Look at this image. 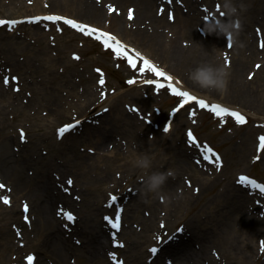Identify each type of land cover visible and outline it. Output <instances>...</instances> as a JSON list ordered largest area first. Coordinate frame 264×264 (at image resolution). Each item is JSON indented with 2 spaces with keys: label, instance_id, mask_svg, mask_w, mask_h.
I'll use <instances>...</instances> for the list:
<instances>
[{
  "label": "bare ground",
  "instance_id": "obj_1",
  "mask_svg": "<svg viewBox=\"0 0 264 264\" xmlns=\"http://www.w3.org/2000/svg\"><path fill=\"white\" fill-rule=\"evenodd\" d=\"M184 1L187 3V0ZM188 1L192 5V7H189L190 9L189 13H194V15L197 16V13H195L194 2L192 0H188ZM64 3H70L71 5L78 7L76 11L85 14L89 16L93 21L98 22V24H100V25L96 24L98 26H101L102 20L105 18V16L107 17V19L110 17L109 18L110 27H112L113 29L111 31H114L116 33L118 32L123 34L124 32H126L125 29L130 30L125 26H129V25L134 26L137 24L138 30L136 31L130 30V31H132L133 34L139 38V40H140L139 35L142 36L145 39L146 46L148 47V49H153L159 52L165 58L171 59L173 61L178 60V62L175 61L174 62L181 71L189 67H191L192 69L193 66H196V64L202 60H208L212 63H221L220 61H222L217 58V54L219 52H222V50L224 49L223 35L214 34L213 37L210 36V38L205 39L204 36L202 35L198 36L197 34H195L191 30V21L194 20V17L185 15L184 12H181L182 7H177L176 15L178 16V19L173 28H175V31L176 29L178 30V32H175L176 35L179 34V36L188 37L187 39L188 41H186L185 43L187 47L181 45V42L178 45V41H173L172 43L166 44L164 39L158 38L159 36L162 37V34H164L162 29L164 27V24L167 23L166 20L160 17L161 9H164L165 12H168L171 8H174L173 2L168 3L166 0H51V2L48 3L47 1H45V5L53 7L58 12L61 10L62 7L71 9L68 6H64ZM127 3H131L135 7L134 12L136 15V19L133 23H131V21H129L123 15V10L127 7L126 6ZM109 5H112L114 7V10L110 11L108 7ZM108 11H110L109 13L110 16L107 15ZM258 14L260 13L259 12L257 13V17ZM24 15H28V14H24ZM262 19L264 20V16L262 17ZM245 30H246V34L248 35L249 27L246 28ZM246 34L244 31L241 32L240 41L242 46L240 45L239 47L236 48L234 54L233 69L228 70L226 89L227 92L230 94V93H237L239 87H241L244 95L242 98L245 100L244 103L246 104L249 102L252 105L255 104L254 101L252 100V97L261 98V105L259 109L264 110V98L258 95L259 87L257 80L254 79L255 83L252 87L249 82H242L239 80V77L241 76L243 69L252 66L254 60L259 59V55H260V52L257 49L256 45H254L253 42H251V44L248 43L249 41H251V39L250 37L248 38ZM11 37L12 36L7 37L4 35H0V40L4 41ZM156 43L162 47L158 46ZM164 48L168 49L171 53L173 52L172 54H174L176 57H169L170 54L165 52ZM158 49H161V51H158ZM191 49L195 50L196 52H193ZM5 52L9 54V52L7 51ZM34 52H35L34 48L29 53L27 52L29 55L28 64L32 62V59L34 58V54H35ZM186 60H188L189 62L186 63ZM222 62H224V59ZM16 64H19V62H16ZM36 70L37 67H32L33 72H35ZM259 75L261 79V87L263 88L264 71H262ZM188 82L191 84V86L198 88V86L194 85L189 79ZM200 90L205 91L207 89H200ZM212 90L214 92H218V90L215 89ZM260 93L263 92L260 91ZM0 98H1V94H0ZM94 98L95 95L91 94L89 100H94ZM121 113L123 112L121 111ZM1 121H6V120L2 116H0V122ZM1 125L2 124L0 123V167L3 168L6 176H11V175L14 176L12 180L13 183L16 184V186L18 187L24 186L27 190L35 189L36 187L32 184V182L30 183L28 181L27 176L25 177L23 176L19 168V164L12 163L11 165H8L13 159H18V158H15V156H13L15 155V153L10 150V143L12 139L9 138L8 133L3 131V127ZM124 129H125V134H127L128 127ZM109 137L110 140L113 139L114 137L113 135H111L110 131H107L105 133L99 132L96 141L98 143H103L106 139H109ZM116 142L117 141H115L114 143L116 144ZM8 154H11V156H6ZM22 157H24V155H22ZM89 158L90 157L88 155L82 156L81 159L83 160L84 163L76 164V166H79L81 168H87L86 160ZM18 160L22 161L21 159ZM41 162L42 159L40 163ZM48 163L49 165H54L55 167H57V164L53 161V159H50ZM172 165H174V167H176L178 170L187 168V171L192 173L196 181L205 180V182L200 183L202 187V191L201 193L199 192V195L189 194L188 192L186 195L185 193L183 195H179L177 190L178 187L180 188L182 186H177L179 183H177L176 180H173V178H168L160 190L163 193H165L166 190L169 194L171 195L175 194L177 197H182L185 195L186 201L190 200V203H192V208H194L193 203L200 199L203 192L210 184H212L213 180L209 181V177L204 176V172L202 170H199L196 164H190V162L187 160L186 155L181 150H175L173 152ZM133 167L138 168L136 166ZM62 168H66V166H62ZM98 177L102 179L104 178L102 173H100ZM43 182H44L43 189L45 187H48L52 183L51 180H49L47 177H45V180ZM171 185H174V191ZM230 192L231 194H234V197H230ZM28 195L32 200L36 202L34 208L39 209L38 202H40L42 210L46 212L43 217L45 220L48 221V223L47 224L42 223V226L45 228V231L48 236L43 241L42 244L45 245L51 251V252L48 251V255L50 257H54L57 260V264L64 263L66 260V256L69 254H76V251L79 252L78 254H83L85 258L92 261L94 264H103L102 257H100L98 261H95L93 257L86 256L79 249V247H76L75 245L71 244V242L67 238H65L63 231H58V230L50 231V229H54V228L57 229L56 222L52 218V216H56L52 214L57 213V207H58L55 205L54 200L56 199V197L54 195H47L46 198L39 196L33 197L29 192ZM39 198H42V200H40ZM209 200H216L220 204L225 202V204H223L225 208L222 209L219 219L213 220L212 215L203 216L205 210L204 208H202L200 211L197 210L196 213L198 214V216L203 218L208 217V220H212L214 223L207 227L205 233H201L198 229L201 228L202 226H207L208 222L202 221L200 217H197L195 221V218L192 215L189 218L188 225L191 227V229H193V232L197 235V238L200 237L202 240L217 239L218 241H220L222 247H224L225 243L227 242L229 248L232 250V252H230L231 258L237 259L238 261H240L241 264L244 263L249 257L246 247H241L238 249L237 252H234L237 250V245L235 244L236 235H237L236 225L246 224V227L250 226L253 231L255 230L261 231V229H257L258 223L254 219L248 218L247 220V218L245 217V209L241 203L246 202L247 200L246 192L240 186L235 185L234 182V184L230 183V185H227L224 189L221 190L220 193L211 194L210 196H208L207 201ZM138 201L139 204L141 205L147 203L153 205L154 203V199L152 195H149L146 198H138ZM85 204L83 208L85 212V218L91 223L90 226L92 230L84 231L85 235H87L88 238V244H86V241H83L82 246L86 245L84 248L85 252L88 253L90 256H94L97 249V245H99L103 240V235L100 234L101 228L99 223L93 222V218L91 216L92 212L87 209ZM173 206H174L173 207L174 210H177L181 208L182 205L180 203H173ZM156 209L157 208H155V210ZM96 210L97 212H99L100 207L97 206ZM160 221L161 219H159V222ZM96 230H99V237H97ZM132 230L133 229L128 230L127 236L131 235ZM145 233L147 234V232ZM134 234L137 236L139 235V233L135 231ZM191 235L187 237L185 241L181 242L179 239V241H177L179 245L171 250L172 256L175 259V264H192V261L196 260L197 258L204 257L205 250H202V248L200 249L195 248V244H193V242H191L190 240ZM97 238L98 241L95 242L94 240ZM135 242L136 241H134L133 243ZM141 245L142 247L139 252H142L144 249L143 244ZM129 263L138 264L137 260L134 258L133 259L130 258ZM41 264H45V263L41 261Z\"/></svg>",
  "mask_w": 264,
  "mask_h": 264
},
{
  "label": "snow or ice",
  "instance_id": "obj_2",
  "mask_svg": "<svg viewBox=\"0 0 264 264\" xmlns=\"http://www.w3.org/2000/svg\"><path fill=\"white\" fill-rule=\"evenodd\" d=\"M108 7H109L110 11L114 10V7L112 5H109ZM216 7L219 8L220 5L217 4ZM163 11H164V9H161V12H163ZM128 15H129V18L132 17L133 11L131 9H129ZM169 17L174 18L173 14H171V13H169ZM25 19L33 20V21H39L42 19V17L38 16V15H33V16L25 17ZM43 19L47 20V21H52V22L64 21L67 25L71 26L73 29H79L82 33H84L86 35H89V36L95 35L97 40L102 41L104 48L111 49L116 57L126 58L128 65L133 69H136L137 68V62L141 61L142 66L139 67L140 73H144L145 71H148L150 73H154L156 77L166 78V80H167L166 85L161 79H148L144 82L147 84H150V85H154L157 89H164L166 87L168 90H170L174 95H176L179 98V101H178L179 105L184 106V105H187L189 102H194V103H197L201 109H208L209 111H211L212 113H214L217 117H219L221 119H223L225 116H231V117H234L235 121L241 125L246 123L245 115L241 114V112L239 110L224 106L220 103L209 102L206 99L195 95L190 90L182 89V88L178 87L177 84L174 83V77L170 73L165 71L163 68L157 66L150 58H148L147 56H144L141 52H139L135 48H131V46L123 43L121 40H119L111 32L102 30L101 28L94 27V26H91V25L86 24V23H82L76 19L68 18L64 15H59V14H54V13L45 15L43 17ZM17 23H18V21L15 19H9V20L0 19V25L11 26V25H16ZM61 30L62 29L57 28V31H61ZM228 45L231 46V37L228 38ZM261 47L264 48V42H261ZM129 49H130V52H129ZM73 56L75 58L79 59L78 54L73 53ZM256 67L259 68L260 65H256ZM96 72L100 73L98 83L101 86H103L105 84V76H104V74L100 68H97ZM11 79L18 81L19 78L16 76H12ZM3 82L5 84H8L9 83V77L4 76ZM128 83L132 84V83H134V80L129 79ZM15 90L19 91V88L17 87ZM100 96H101V98H103L105 96V93L101 92ZM174 111H175V109H174ZM190 114L195 115V112L193 111ZM79 123H80L79 120H75V121L70 122V123H63L60 127H58L56 129L57 135L59 137H63L65 133H67L70 129H73ZM165 131H167V129H165ZM19 132H20V139L26 140V134L24 132V129L23 128L19 129ZM187 138H188L190 143H196L197 142V138L191 129H189L187 131ZM258 140H259L258 149L264 150V134H261L258 137ZM90 151H91V149H90ZM203 152H204V158L205 159H214L217 167L222 166V163H223L222 158L220 157V155L218 153L214 154V149L212 147L208 146L207 144L203 145ZM253 159H259V157H254ZM238 179H239V182L242 184H247V185H250L256 189L264 191V183H260L256 179L251 178L248 175L240 174ZM72 182L73 181H72L71 177H69L67 179V184L71 185ZM188 183L190 184L191 181H188ZM4 187H5V185L3 184V182H0V188H4ZM116 199H117V197L115 195L109 194V201L110 202L115 201ZM0 200H3V202L6 204L10 203V198L6 195L0 197ZM22 207H23L24 212L27 213L29 210V205L26 201L22 204ZM60 214H62L67 221H74L75 220V216L71 211H65L64 209H61ZM23 219L25 221H29V217L27 215H25L23 217ZM104 219H105V221L110 223L114 229L121 228V212H120V210L116 211L114 218L112 216H105ZM17 231L19 234V230H17ZM112 235L114 237L113 243H116V244L122 246V242L115 239L116 233H113ZM77 243H79V241H77ZM260 244H261L260 251L264 252V240L260 241ZM150 251L152 253H156L157 248L154 246L151 248ZM109 255L115 261V264H123L122 260L117 259V255L115 252L109 253ZM25 259L28 261V264H33L34 255L30 253L26 256Z\"/></svg>",
  "mask_w": 264,
  "mask_h": 264
},
{
  "label": "clouds",
  "instance_id": "obj_3",
  "mask_svg": "<svg viewBox=\"0 0 264 264\" xmlns=\"http://www.w3.org/2000/svg\"><path fill=\"white\" fill-rule=\"evenodd\" d=\"M221 3L223 11L219 15L209 13L203 17L202 31L225 35L227 38L231 37V42H234L241 28L238 12L242 11L245 5L241 3L237 7L235 0H221ZM187 75L188 79L200 89L223 91L227 84L228 70L226 64L202 60L190 69ZM190 91H195V89H190ZM132 163L145 172L143 187L146 192L159 194L168 177L174 175L171 169L148 171L152 161L147 153L136 154Z\"/></svg>",
  "mask_w": 264,
  "mask_h": 264
},
{
  "label": "rangeland",
  "instance_id": "obj_4",
  "mask_svg": "<svg viewBox=\"0 0 264 264\" xmlns=\"http://www.w3.org/2000/svg\"><path fill=\"white\" fill-rule=\"evenodd\" d=\"M236 2H240V3H243V0H235ZM247 3L249 4V6H253V3H255V5H258V4H260V6L261 7H264V5H262L261 4V2H260V0H248L247 1ZM244 4V3H243ZM245 5V4H244ZM245 7H246V5H245ZM63 12H65V11H63ZM72 32L70 31V30H65V33L64 34H62V37L63 36H69L70 34H71ZM20 40H24L23 38H21L20 36L18 37ZM63 39L64 40H66L64 37H63ZM69 45H71V46H73V45H75V42H70L69 43ZM71 51V49H67V50H65V51H61V50H58L57 49V54H54V53H50L49 52V56L51 57H49L50 59L49 60H66V59H68L69 58V52ZM161 59V58H160ZM162 60V59H161ZM55 63H59V62H55ZM103 65H105V63H102ZM58 82V81H57ZM138 89V91H136ZM137 89H133V95H130V94H124V96H123V98L124 99H127V100H132V101H134V102H136V103H138L141 107H146L148 104H149V102H150V96L148 97V98H145V92H149L150 93V89L148 88V87H146V86H144V87H140V88H137ZM159 91H162V90H159ZM161 98L162 99H165L166 98V95L165 94H162L161 95ZM32 102H35L34 100L32 101ZM42 108V107H41ZM51 108L52 107H50V110H51ZM253 114H255V115H258L260 118H259V120H264V112L263 113H255V112H253V111H251ZM262 118V119H261ZM243 130L244 129H242V130H240L239 128H234L232 131H234V132H236V134H237V137L239 136V137H243L244 138V140H243V142H244V148L247 150V148H248V144L249 143H251V145L253 144V141H254V137L250 140H248V139H246L245 138V136H243V135H241V133L243 132ZM200 132H201V134H203V133H205V134H207V135H209L210 136V138L209 139H211V141L213 142V143H215V145L216 146H218L219 144L217 143V140H216V137L214 136V135H212V133H214L215 132V130H212L210 127H207V128H205V129H203V130H200ZM207 132V133H206ZM218 135H220V136H229V135H227L226 133H224V132H220ZM183 137H184V135H183ZM225 145H227V146H230L231 145V143L230 142H228V141H226V143L222 146V148H223V152H224V147H225ZM76 152L77 153H82V151H80V150H76ZM84 153H87V152H85V151H83ZM235 152H238V151H234L233 153H235ZM247 152H248V150L246 151V159H248V157H247ZM224 155H225V162H226V165H225V171H226V173L228 174L229 172H233V171H235L236 169H238V166H245V169H247V170H249V171H252L255 175H257L258 177H260V178H263L264 179V166L262 165V161L263 160H261V161H259V162H256V163H253V162H250V160L248 161V162H245V163H243V164H241V165H236V164H228V160H227V156H226V153H224ZM59 157H62V155H59ZM227 160V161H226ZM119 163L120 162H117L116 163V168H117V166L119 165ZM122 163V162H121ZM118 170V169H117ZM89 195V194H88ZM0 222H2V223H0V225H4V224H6V222H7V218H1L0 219ZM5 262H6V264H9L10 262H11V258H9V257H7L6 256V259H5Z\"/></svg>",
  "mask_w": 264,
  "mask_h": 264
}]
</instances>
